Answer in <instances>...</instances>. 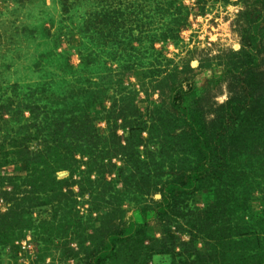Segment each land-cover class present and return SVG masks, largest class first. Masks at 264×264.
Masks as SVG:
<instances>
[{
	"label": "rangeland",
	"instance_id": "rangeland-1",
	"mask_svg": "<svg viewBox=\"0 0 264 264\" xmlns=\"http://www.w3.org/2000/svg\"><path fill=\"white\" fill-rule=\"evenodd\" d=\"M0 264H264V0H0Z\"/></svg>",
	"mask_w": 264,
	"mask_h": 264
}]
</instances>
